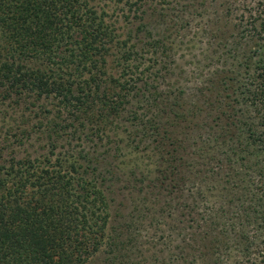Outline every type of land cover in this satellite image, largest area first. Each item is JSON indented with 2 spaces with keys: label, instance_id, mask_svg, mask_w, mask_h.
I'll list each match as a JSON object with an SVG mask.
<instances>
[{
  "label": "trees",
  "instance_id": "1",
  "mask_svg": "<svg viewBox=\"0 0 264 264\" xmlns=\"http://www.w3.org/2000/svg\"><path fill=\"white\" fill-rule=\"evenodd\" d=\"M192 1L211 23L207 61L177 85L162 55L168 29L187 22L183 1L147 12L144 0H0V101L19 107L0 123V264L99 252L105 264H264V0ZM34 106L37 132L21 111ZM122 113L120 141L142 169L129 173L134 213L112 225L101 184L115 164L99 167L95 149L114 135L102 155L117 157ZM84 126L97 138L69 148ZM37 145L47 150L32 156ZM148 187L161 195L153 214Z\"/></svg>",
  "mask_w": 264,
  "mask_h": 264
},
{
  "label": "rangeland",
  "instance_id": "2",
  "mask_svg": "<svg viewBox=\"0 0 264 264\" xmlns=\"http://www.w3.org/2000/svg\"><path fill=\"white\" fill-rule=\"evenodd\" d=\"M143 2V0H140ZM145 2L143 3V8L147 9V12L149 11V4H152L153 2H156L154 5V8H158V12H161V10L164 8V6H172L174 4V0H144ZM177 1V0H175ZM178 1H183L184 3L188 4L186 7V16H187V22L180 27H172L168 29V38L171 40V49L166 51L168 56L162 55L163 58L166 60L171 59L173 61V73L167 74L165 76L166 79L170 81L176 82L177 85L179 83L183 84H190V81H182L183 75L186 77L190 76V72H195L196 69L201 66V62H206L207 60L204 58L206 54H208V41L207 38L208 36L206 35V32L209 29V26L211 23H206V19L208 16V12H202L201 14L198 13L199 10L201 9H195L194 6L190 4H194L192 0H178ZM200 3V1H198ZM115 8L116 12H119V7L116 9L115 6H120V2L117 1L112 4ZM197 8H201L200 6H197ZM195 9V10H194ZM209 13L212 12V7L207 9ZM164 11V10H163ZM145 16V20L147 19V16ZM159 18V19H158ZM156 18L154 15L149 16V21L152 23L151 26H159L160 28H163L164 22L161 21V18L158 17ZM139 22V19L134 18L131 20L130 26H135ZM167 27V26H166ZM206 31V32H205ZM142 32H138L139 35H141ZM209 34V33H208ZM136 37L133 39L135 40ZM149 55L144 54L141 57L147 60ZM164 79L163 82H160L159 84L165 85L167 84V80ZM164 90V88H163ZM50 103L46 102L45 105V111H43V114H46V111L49 110L50 108ZM39 106V105H38ZM0 123L2 122L1 120L4 118L9 119L11 117V114H13V110H16V116L19 114V107L16 109L13 108V105L9 103L7 99L0 101ZM3 110L6 112L3 113ZM38 107H29V110H24L21 108V111L24 113V117L27 121V124H32V132H37L38 128L41 127L38 125V122L43 121V117L41 114L37 112ZM127 115L125 113H122L121 119L119 120V123H117V127H113L114 133L119 132V136H117L118 140V145L120 146L119 154L117 157L114 158H109L108 155H102L104 150H109L113 146V138L114 135H112V138H102L101 140H96L97 146H96V152L101 155H96V160L97 163L99 164L98 166H107L108 161L113 163L114 166L112 169L116 172L115 175L112 177H106L104 182H102V187L105 186L106 189L104 190V193L106 194L109 202V209L111 213V220L110 224L115 225L117 222H119V217L120 215H123L125 217H128L129 214L132 215V212L134 213L133 210H131V206L133 205V202L129 200L131 197L132 201H137V193L135 192V189H133L132 186H134V182L131 184L129 182L130 176L132 174L130 173V168L132 167V164H137L140 167H135L134 171L139 172L140 169H142V163L141 158H140V151H132L129 146H126L120 141V136L124 141V135L126 134V128H124L126 125L129 127L130 125L124 124L127 122ZM88 129V128H87ZM71 130H68V133L70 134ZM86 129L84 126V129L80 130L79 133H75L69 142L70 144L68 145L69 148L72 147H78L81 148V146H91V137H88L92 133H87L85 134ZM89 132H92V130H89ZM93 135V140L97 138L94 134ZM115 139V138H114ZM115 141V140H114ZM61 143H64L61 141ZM36 144V143H35ZM38 144V143H37ZM66 144V143H65ZM64 144V145H65ZM63 145V146H64ZM62 146V145H61ZM86 148V147H85ZM46 148H43L42 146H36L35 150L29 149L31 152L32 156L35 155H41L46 152ZM53 154L51 155L52 157L59 154V152H62L65 150V148L62 147H57L53 149ZM23 152V151H22ZM95 153V152H94ZM109 154H111V151H109ZM114 159V160H113ZM84 162V158L80 157L79 161ZM223 170V169H222ZM146 178L152 177L155 172L153 171V164L151 163L149 165V168L147 170H143ZM222 173H220L221 175ZM136 176H139V174H136ZM147 180V179H145ZM131 184V185H130ZM145 183H142L144 185ZM218 186V185H217ZM104 187V188H105ZM149 188V187H148ZM146 189V188H145ZM155 188H149V190L152 191L150 194H146V198L148 199L147 202H143V204H147L151 206V213L153 214L154 209L158 207L159 204H161L160 199L161 195L158 196L157 189ZM217 193L216 189H212V196H215ZM129 197V198H128ZM156 198V200H154ZM149 199L153 200L150 201ZM130 211V212H129ZM162 223V222H161ZM165 225V224H164ZM161 228H164L162 224H160ZM147 246V245H146ZM115 260V259H113ZM106 262H110L109 256L106 253H101L99 252L98 254L92 256L86 264H105Z\"/></svg>",
  "mask_w": 264,
  "mask_h": 264
}]
</instances>
